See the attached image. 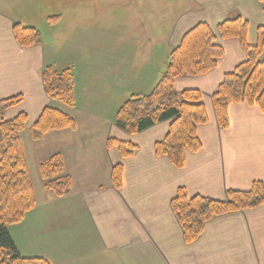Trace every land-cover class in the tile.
Masks as SVG:
<instances>
[{"label": "crops", "instance_id": "obj_1", "mask_svg": "<svg viewBox=\"0 0 264 264\" xmlns=\"http://www.w3.org/2000/svg\"><path fill=\"white\" fill-rule=\"evenodd\" d=\"M180 2L159 0L163 20L167 6H172L170 47L198 23H207L214 29L221 21L237 16L248 22L247 42L253 46L256 29L264 25V9L256 0H187L179 6ZM190 3L191 9L187 10ZM52 16L60 19L50 26L47 18ZM64 18L53 4L42 8L32 0H0V100L22 97L18 106L5 112L4 120L24 113L27 115L24 131L29 132L41 111L53 107L76 122L74 130L49 133L41 140L50 146V151L46 148L38 161L61 154L72 188L68 195L56 198L43 189L41 180L31 181L35 206L19 223L8 227L17 252L22 257L42 258L50 264L79 262V255L96 259L104 254L114 255L104 264H264V205L208 221L202 235L192 244L184 243L171 209V200L179 189L187 197L224 201L228 190L246 191L253 182H264V114L246 104L232 105L228 108L229 128L222 130L211 100L223 76L245 60L239 42L218 39L216 43L224 50V56L214 70L174 81L176 92L201 93L208 117V123L197 129L200 151H186L183 168L178 170L154 153V144L164 139L168 123L157 124L137 135H127L113 126L114 113L126 94L115 91L117 80L114 86L98 87V92L107 93L110 89L112 99L117 98L115 104L98 101L93 93L85 95L87 82L81 85V78L86 76L81 70L85 61L72 63L76 59L70 53L73 48L65 47L66 53L58 46L69 34L61 28ZM15 24L38 29L40 43L20 48L12 31ZM163 34L166 43L167 26L163 27ZM126 40V44H134L132 37ZM146 41L153 44L150 35ZM98 47L100 51L99 44ZM98 56L95 55L94 61ZM116 59L109 70L115 76ZM131 63L130 71L123 74L126 79L135 68L132 60ZM45 66L56 71L78 66L79 70L73 71L76 100L73 108H63L46 96L41 81ZM160 70L155 68L152 76L162 74ZM113 106L116 108L112 114L105 115L99 110ZM108 139L130 142L137 150L122 160L115 149L106 147ZM117 164L123 167L120 190L112 188L109 182L111 168ZM76 228L77 246L73 248L71 232Z\"/></svg>", "mask_w": 264, "mask_h": 264}, {"label": "trees", "instance_id": "obj_2", "mask_svg": "<svg viewBox=\"0 0 264 264\" xmlns=\"http://www.w3.org/2000/svg\"><path fill=\"white\" fill-rule=\"evenodd\" d=\"M264 9V0H256ZM58 17L47 18L49 25ZM249 25L240 16L225 19L213 29L207 23L191 28L172 49L165 69L152 91L146 95H131L117 109L114 125L127 135H137L151 127L168 123L162 141L154 144L157 157L165 158L175 169H182L184 153H197L201 144L197 129L208 123L205 106L198 90L176 92L174 81L180 77H199L214 70L223 58L224 50L217 40L235 39L239 42L245 60L224 75L211 100L218 127L229 128L228 108L246 104L264 114V25L256 29V44L247 42ZM14 39L20 48L36 46L41 41L40 31L34 27L15 24ZM41 81L46 96L66 108L75 106L73 74L70 68L56 71L45 66ZM21 96L0 100V264H50L42 258L22 257L8 233V227L19 223L36 204L21 133L26 127L27 115L18 114L4 120L6 111L18 106ZM76 122L67 113L45 107L30 129L31 139L41 141L47 134L74 130ZM108 149H115L120 159L130 158L137 146L116 139L106 141ZM43 189L56 198L69 194L72 180L66 174L61 154H53L38 163ZM123 167L114 165L109 174L112 188H122ZM264 205V182H253L246 191L228 190L224 201L202 196L187 197L179 189L171 200V209L180 227L185 244H192L203 233L204 225L223 215L250 211Z\"/></svg>", "mask_w": 264, "mask_h": 264}, {"label": "rangeland", "instance_id": "obj_3", "mask_svg": "<svg viewBox=\"0 0 264 264\" xmlns=\"http://www.w3.org/2000/svg\"><path fill=\"white\" fill-rule=\"evenodd\" d=\"M180 1L185 2L187 0ZM182 2H180L179 6ZM32 3L42 8H50L53 4L55 11H60L64 15L65 18L61 28L64 27L63 30L69 31V34L65 35L63 41L58 43V46L64 52H66L65 47L71 46L73 48L70 53L77 60L72 59V63L78 60L85 61L81 68L83 73L86 74V76L81 78V85L84 82H87L88 85L85 95L89 96L93 93L98 101L103 100L108 103L112 102V104H115L117 98L112 99L111 96L113 94L111 95L110 89H108L107 93L98 92L99 86L105 84L114 86L117 80L119 85L115 87V91H124L122 94L126 93L122 98L123 102L131 95H146L150 93L161 75L152 76L154 69H161L160 71L163 73L170 52L191 29L183 32L178 43L170 47L168 34L170 35L169 27L173 15L172 9H170L172 6H167V16L163 20L162 15L164 12H162V6H159V0H32ZM191 5L190 3L187 10L191 9ZM59 19L58 17L51 25H55ZM164 26H167L166 43L163 41ZM149 35L152 37L151 43L153 44H147L146 38ZM127 37L134 39L133 45L131 42L129 45L126 44ZM153 39L155 42H153ZM116 42L117 44L115 45ZM98 44L101 46L100 51ZM96 54L99 56L94 61ZM115 57H117L118 65L117 76L109 71L111 64L114 66ZM131 60L135 64V66L132 65L135 68L133 73H129V77L126 79L123 74L127 70L130 71L128 68L132 64ZM69 68L72 74L74 69L75 72L79 70L78 66ZM123 102H119L120 104L118 103L119 106L117 107L119 108ZM115 108L116 106L105 109L101 107L99 110H103L105 115H107L109 113L112 114ZM113 126L115 127L114 117ZM29 133L30 131L25 132L23 130L20 137L22 138L23 150H25L29 177L35 183L37 180H41L37 167L38 159L43 156L46 148L50 151V148H48L50 146L42 144L41 141H33ZM38 147L39 150H43L35 151ZM71 233L73 236L72 247L74 248L77 246V235L75 234L77 233V228ZM78 257L79 262H74L75 260H73L69 264H104L113 259L114 255H99V258L97 257L96 259L83 255Z\"/></svg>", "mask_w": 264, "mask_h": 264}]
</instances>
